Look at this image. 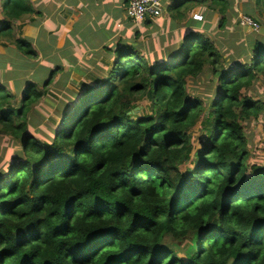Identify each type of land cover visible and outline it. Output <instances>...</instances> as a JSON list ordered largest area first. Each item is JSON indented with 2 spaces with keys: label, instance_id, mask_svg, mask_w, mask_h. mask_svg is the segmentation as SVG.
<instances>
[{
  "label": "trees",
  "instance_id": "obj_1",
  "mask_svg": "<svg viewBox=\"0 0 264 264\" xmlns=\"http://www.w3.org/2000/svg\"><path fill=\"white\" fill-rule=\"evenodd\" d=\"M196 3L225 26L229 0ZM0 9V39L37 57L28 39L12 37L35 13L30 1L0 0ZM245 15L261 26L257 12ZM248 51L216 67L221 55L198 28L159 57L124 43L111 68L63 104L45 143L29 117L56 71L22 75L15 89L13 76L0 80V142L16 148L0 169V264H264V165L248 167L241 124L264 121V102L242 96L264 79V39ZM207 66L216 91L190 96L188 81ZM196 126L199 149L188 135Z\"/></svg>",
  "mask_w": 264,
  "mask_h": 264
},
{
  "label": "crops",
  "instance_id": "obj_2",
  "mask_svg": "<svg viewBox=\"0 0 264 264\" xmlns=\"http://www.w3.org/2000/svg\"><path fill=\"white\" fill-rule=\"evenodd\" d=\"M29 1L35 13L14 23L12 37L28 39L37 53V59L39 58L47 68L63 69L66 73L72 70V80L73 77H90V74L93 76L94 73L100 76V68H111L113 65V51L124 43L136 44L139 47L134 39L139 38L141 34L149 37L150 42L144 46L150 47V50L144 52L159 57V53L166 49L169 53L176 50L193 29L198 28L206 32L205 25L214 24L220 17L218 14L210 15L211 18L207 20L205 6L196 3L202 0H165L162 17L149 19L141 25L127 19L128 0ZM190 4L195 6L191 7ZM195 13L204 17V26L201 28L192 20ZM212 19L214 22H211ZM3 21L0 9V23ZM134 24L140 26L138 30H134V36L128 38V34L132 32L129 28ZM239 29L246 32L242 28ZM0 45L3 46L0 59H4L2 57L9 52L16 56L15 60L18 59L22 68L26 67L30 59L25 58L13 42L9 44L0 41Z\"/></svg>",
  "mask_w": 264,
  "mask_h": 264
},
{
  "label": "rangeland",
  "instance_id": "obj_3",
  "mask_svg": "<svg viewBox=\"0 0 264 264\" xmlns=\"http://www.w3.org/2000/svg\"><path fill=\"white\" fill-rule=\"evenodd\" d=\"M230 3L231 7L227 11L228 13L225 21L226 24L224 27H220V17L214 24L207 23V25L209 24V27L208 29H206V34L213 40L215 49H217L219 51V54L221 55L220 63H218L216 67L220 65L226 67L228 66V64H231L235 61H246L249 57L248 50L250 46L255 41L264 39V26L262 24L264 23V20L262 19L264 18V13H260V11H263V5L258 4L257 0H230ZM190 6L194 7L195 5L190 4ZM246 11H254L255 13L257 12L258 16L260 15L259 18H256L261 21V26L259 25V29L261 31L258 29L259 32L251 30L242 32L239 29L240 23L237 22V14H244L246 13ZM144 22H147V20ZM144 22H140L139 24L141 25ZM211 22H214V20L212 19ZM140 25L134 24L132 28H129L132 32L130 34L127 33L128 38H130V36H134V30H138ZM11 34L12 32L10 33V35ZM134 40L139 46H143L141 47V53H145L147 55V53L144 51H149L150 47L144 46L146 45V43H150L148 42L149 37L141 34L139 35V38H135ZM0 41L12 44V42H10V40L7 38H1ZM1 47L3 46L0 45V50ZM2 58L4 59H0V80L2 82H5V80L10 81V76H13L10 81V84L13 88L14 85L12 80L16 82L20 81L17 79H21L22 75H24L25 77L37 76L39 78L45 79V76H47L49 72L53 70L47 68L39 58L37 59V57L32 58L30 61H28L25 68H22L20 66V63H18V59L16 61V56L12 53L7 52V55ZM54 71H56V74L53 78V82L48 87L49 91H47V95L42 98L39 105L32 110L29 117L30 134H33L34 137L44 143L49 139V137L52 135V133L60 123L59 114L64 109L63 104H66L69 101H73L75 99L74 96L81 91L82 87L87 84H93L89 82L93 81V77L96 76V73H94L93 76H91L90 74V77H73L74 80H72L70 78V75L73 73L72 70H70V73H66V71L63 69H54ZM67 72H69V70H67ZM84 80H86L85 83H76L80 81L83 82ZM215 82L216 79L214 74L212 73V68L207 66L204 73L201 74L197 79H191L188 81V93L192 97L197 96L199 98H204V100H207V97H211L216 91ZM39 87L42 88V85H39ZM14 89H12L13 94L16 92ZM242 96L251 98L254 101L261 100L264 102L263 77H259L257 80H255L249 90L242 91ZM142 106H147L145 100L143 101ZM140 108L141 107H139L137 110H140ZM263 123L264 121L262 119L258 120L255 118L248 119L247 121H241L247 140L248 167L252 165H264ZM68 127L69 125L67 126V128ZM188 135L192 140L193 146L196 149L201 148L200 143L203 135L199 131V126L193 128L188 133ZM10 144L11 142L9 141V138H4V140L0 142V157L2 158L0 169L6 170L5 168L10 162L11 157L16 150L15 146L13 144L11 146ZM187 168L193 169V167L190 166L181 167L182 171H185Z\"/></svg>",
  "mask_w": 264,
  "mask_h": 264
},
{
  "label": "built area",
  "instance_id": "obj_4",
  "mask_svg": "<svg viewBox=\"0 0 264 264\" xmlns=\"http://www.w3.org/2000/svg\"><path fill=\"white\" fill-rule=\"evenodd\" d=\"M165 0H128L126 6V17L128 20L140 23L149 19L162 17L164 12ZM192 20L196 22H203L204 17L200 14H193ZM237 22L239 27L246 31L259 32V24L250 16L238 14ZM259 29V30H258Z\"/></svg>",
  "mask_w": 264,
  "mask_h": 264
},
{
  "label": "water",
  "instance_id": "obj_5",
  "mask_svg": "<svg viewBox=\"0 0 264 264\" xmlns=\"http://www.w3.org/2000/svg\"><path fill=\"white\" fill-rule=\"evenodd\" d=\"M135 111H137V109Z\"/></svg>",
  "mask_w": 264,
  "mask_h": 264
}]
</instances>
